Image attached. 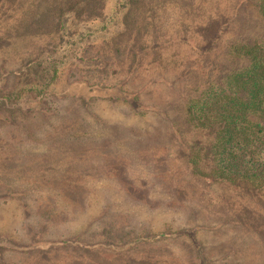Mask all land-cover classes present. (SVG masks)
<instances>
[{
  "label": "trees",
  "instance_id": "1",
  "mask_svg": "<svg viewBox=\"0 0 264 264\" xmlns=\"http://www.w3.org/2000/svg\"><path fill=\"white\" fill-rule=\"evenodd\" d=\"M86 1L96 2L93 0L81 2ZM144 1L128 0L126 8L122 10L120 9L122 4H119V12L125 14L131 12L133 3H141L138 8L145 9L146 12L141 17L139 15V18H134L132 22L129 21L128 24H125L124 20L123 26L118 31L109 30L112 18L110 15L102 16L104 7L100 8L103 18H98L104 21L98 28L92 29L88 26V20H96L95 16L81 20L85 27L78 30V27H71L67 20L62 19L64 14L54 18L55 15L51 12L36 13L42 7L43 0H12V2L1 0L0 2L1 42L16 38L8 34L5 29L14 30L24 27L25 36L15 39L23 45L20 47L21 51H26L28 44L46 46L49 40L54 39L55 42L54 47L41 51L35 60L23 64L20 71L13 74L6 72L0 76V124L10 126V130L13 131L15 127L11 124L20 117L28 114L48 117V111L41 108V104L46 105L49 101H64L75 107L71 111L73 116L59 121L47 136L55 139L58 144L54 152L57 149L65 152L63 160H67L66 165L54 167L56 171L60 170L59 173H55L56 171L48 166L41 169L43 171L33 167L30 172V166L27 165L26 169L33 177L20 180L26 186L53 190L52 192L43 190L46 194L42 193L43 197L35 212L27 206L21 209L25 219L33 217L40 224L39 239L45 237L48 228L69 224L78 217L84 216L86 209L84 196L91 187L86 184L88 188L86 189L84 177L90 178V172L117 173L115 179L125 174V163L115 155L113 146L114 141H119L121 138L135 137L134 140L121 143L125 145L133 143L136 145L135 149L141 152L139 156L142 157L150 152L153 158L152 164L163 168L160 174L164 181L163 187L168 189L167 193L173 201L171 206L175 205V209L183 208L185 202L191 206L197 202V205L203 207V211L210 216L212 211L214 212L216 203L224 204L222 195L217 199L206 196L207 190L211 189L212 185L219 183L233 189L251 187L256 190L264 187V0H150L145 3ZM97 4L100 6L102 0H97ZM163 6L173 11L172 16L166 17L160 10H156ZM17 10L18 15L13 17V11ZM68 12L77 21V13L75 16L74 11ZM175 13L179 14V17L177 15L173 18ZM44 27L45 29L39 32ZM174 30L176 34H172L173 37L169 41H162L164 35ZM101 31H105L104 41L96 47L102 56L90 55V49L95 45L90 44L89 41ZM19 32L22 31H18V36H21ZM134 32L137 38L131 35ZM140 35L148 38L150 44L147 47L140 44L138 37ZM145 52L148 54L146 55ZM17 53L20 55L19 52ZM110 55L113 57L112 63L119 68L120 72L117 74L127 80L119 84L107 83L106 86H101V82H92L95 81L93 76H97L94 71L105 68L102 66V57ZM117 57L122 60H116ZM99 63L102 64L97 65ZM106 63L109 65L111 62L107 60ZM35 70L38 72L35 73ZM74 70L86 75L84 80L72 77L71 79L74 80L66 83L61 93L57 92L56 84L63 82L67 75L71 76L70 73L75 74ZM140 74H144L149 82L151 75L160 74H163V77L170 75L175 77L172 74H176V79H184L187 88L181 106L177 105L174 108V104H171L169 112L143 106L145 96L140 97V90L135 87L136 84L138 85ZM11 76L16 78L15 86L10 92L4 93L6 78ZM163 77L160 78L162 81H164ZM24 78L29 80L24 81ZM76 84L86 87L88 98L73 94L72 87ZM132 85L137 93L134 96L123 94L129 91ZM101 103H115L127 108L126 115L134 120L143 121L145 117L152 116L158 125L153 127V132L149 130L144 133L137 132L138 136H123L121 132L115 131L116 128H110L112 133L87 136L82 132L85 126L81 123L87 119L82 110L95 108ZM180 123L195 136V150L182 158L186 170L184 167L178 168L176 174L177 171L171 170L168 166V160L172 155L173 162H178L177 154L184 153L182 148L173 152L169 148H164L159 152L156 141L169 136L171 141L179 142ZM147 132L149 137L145 136ZM96 137L100 139V143L90 140ZM164 151H167V155H163ZM120 153L124 155L130 153V156L133 154L122 149ZM8 159L10 162L13 160L11 157ZM20 169H16V172H21ZM153 171L155 172V169ZM181 171H185L187 178L181 176ZM126 181L133 183L130 178ZM127 187L129 190H125L124 194L129 196L134 192L131 191L133 188L130 189V185ZM147 192L150 195V190L147 189ZM139 193L138 203L152 208L154 202L152 198L148 200L146 190L142 188ZM16 195L11 190L0 191V197ZM183 197L186 201L179 202ZM72 209H75L74 213ZM104 226L112 230L110 235L115 238L120 235L126 237L133 231V227L127 223L119 226L117 224ZM27 228L31 227L27 225ZM197 229L203 230V226ZM182 235L187 236L190 244L195 247L197 263L206 264L202 243L196 241L193 230L160 233L154 237L146 236L141 230L137 237H131L123 241V244H117L118 247L112 244L105 246L97 243L87 244L77 238L48 240V242L33 240L28 245H20L10 241L6 236H0V252L1 249H7L19 254V264H31L30 261L33 264H50L48 255L51 251L63 246H71L81 249L77 257L78 262L75 264H86L87 254L94 253L93 249L98 247L113 251L117 249L115 251L117 253L118 250H127V247L140 242H155ZM103 257L100 254L93 256L92 260L94 264H136V261H140L137 256L130 261H123L117 254L108 259L107 256L106 259ZM261 257L260 263L264 264V258ZM0 264L14 263L1 257L0 254ZM66 264H74V262Z\"/></svg>",
  "mask_w": 264,
  "mask_h": 264
},
{
  "label": "rangeland",
  "instance_id": "2",
  "mask_svg": "<svg viewBox=\"0 0 264 264\" xmlns=\"http://www.w3.org/2000/svg\"><path fill=\"white\" fill-rule=\"evenodd\" d=\"M7 1L12 2V0ZM81 1L43 0L41 3L42 7L36 13L51 12L55 15L54 18L64 14L62 19L64 21L67 20L71 27H78V30L81 27L82 29L85 27L81 20L96 16V20H88V26L95 29L104 21L102 18L105 15H110L112 20L109 24V30L115 29L118 31L123 26L124 20L125 24H128L129 21L132 22L134 18L139 15L141 17L146 12L145 9L138 8L141 6V3H133L129 14H127L128 12L126 14L121 11L119 12V4H122L120 6L122 10L126 8L128 0L124 2L121 0H102L100 6L97 4V0H93L96 2ZM148 1L150 0H145L144 3ZM103 7L104 13H102V16H104L102 17L100 8ZM168 8L167 6H163L156 8V10H160L166 17H170L173 11ZM69 10L74 11L75 16L77 13L79 18H77V21L69 15ZM16 15H18V10L13 11V17ZM177 15L179 17V14L175 13L173 18ZM100 17L102 18L99 20L98 18ZM163 21L166 22L165 20ZM172 28L175 29V27ZM44 29L45 27L41 28L39 32ZM5 30L16 38L6 40L5 42L0 41V76L6 72L13 74L20 71L23 64L35 60L41 51L51 49L55 45L54 39H52L47 41L48 44L46 46L28 44L25 48L26 51H21L22 48L20 47H23V45L18 42L19 40L15 41V39L25 36L26 28L14 30L7 28ZM19 30L22 31V33L19 32L21 36H18ZM104 34L105 31H101L89 41L90 44L95 45L94 48L90 49V55L102 56L97 47L100 46V42L104 41ZM172 34H176V31L174 30L164 35L162 41H169L173 37ZM131 35L137 38L135 32ZM138 37L140 44L144 47L150 44L148 38L141 35ZM145 54L147 55L148 53L145 52ZM102 58V66L105 68L94 71L97 76H93L95 81L92 82H101V86H106L107 83L119 84L127 80L117 74L120 71L112 63L113 57L111 55L108 57L103 56ZM119 58L117 57L116 60H122ZM107 60L111 62L109 65L106 63ZM74 71L75 74L70 73L69 75L71 76L67 75L63 82L56 84L55 89L57 92L61 93L65 89L64 85L74 79L84 80L86 75L79 74L76 70ZM37 72L38 70H35V73ZM143 75H139L138 85H135L140 90L139 96H145L144 102L146 103L143 102V106L162 109L167 112H169L171 104H174V108L177 105L181 106L185 88H187V82L184 79H176V74H172L175 77L171 75L163 77V74H160L151 75V81L149 82L147 77ZM72 77L74 79H71ZM162 77L164 81L160 79ZM28 80V78H24V81ZM15 83V76L6 78V85L3 88L4 93L13 90ZM85 88L76 84L72 87V92L74 95L88 98L89 94ZM102 93L105 94L104 92ZM135 93L137 91H135L132 85L129 91L123 94L134 96ZM41 108H45L48 111V117L43 118L39 115L31 116L30 114L20 117L15 123L11 124V126L15 127V129H12L13 131L10 130V126L0 124V191L11 190L17 194L16 196L5 198L0 197V236H6L10 241L20 245H28L33 240L36 242L46 240L48 242V240L57 241L60 239L71 240L77 238L79 241L87 244L97 243L101 246L112 244L118 247L117 244H123V241L131 237H137V234L141 230L149 237H154L160 233L193 230L195 231L194 237L196 241L202 243L201 247L205 254L206 264H261L260 257L264 258V187H259L260 189L256 190L251 187L233 189L219 183L212 185V188L207 190L206 196H212L213 199H217L218 196L222 195L224 204L216 203L213 208L214 212L212 211L210 216L203 211V207L197 205V202L193 203V206L187 204L188 202H185L186 199L184 197L179 201L185 202L183 208L175 209V205L171 206V202L173 201L169 197V193H167L168 189L163 187L164 181L160 175L163 168H158L152 164L153 158L150 152L148 155L142 157L139 156L141 152L135 149L136 145H133V143L132 145L121 143L134 140L136 139L135 137L121 138L119 141H114L115 155L123 159L121 162L125 163V174L115 179L117 173L101 172L97 174L90 172L89 176L91 179L87 178V176L84 177V184L91 186L89 192L84 196L86 200L84 216L78 217L69 224L48 228L47 231L45 230L47 232L45 237L39 239L38 228L40 224L33 217L25 219L21 214V209L27 206L35 212L40 199L43 197L42 193L46 194L43 190L51 192L53 190L41 187H36L41 188V190H35V186H26L20 180L31 179L29 176H32L30 172L33 170V167L39 171H43L41 169H45L48 166L51 167L50 169L56 171L57 169L54 167L66 165L67 160H63L65 152L62 149H57L54 152L55 146L58 144L55 139L48 138L47 136L57 126L59 121L73 116L71 111L75 107L64 101H49L46 105L41 104ZM125 109L127 108L115 103H101L95 108L82 110L85 116H87V119L83 121L80 119L82 121L81 124L85 126L82 128V132L86 133L87 136L94 137L99 134L112 133L113 131L110 128H116L117 130L115 131L121 132L123 136H138L137 132L144 133L148 130L149 132H153V127L158 125L152 116L145 117L143 121L131 119L126 115ZM97 120L104 123L100 124ZM149 132L145 133V136L149 137ZM178 136L180 138L179 142L171 141L168 138L169 136L161 141H156L159 152L164 148H169L172 152L180 147L182 148L184 153L177 154L178 158L176 160L178 162H173L172 155L168 160V166L171 167V170H176V174L178 173V168L182 169L184 167L186 170V165H184L182 158L195 150V136L186 127H182L181 123ZM90 140H96L98 141L97 143H100L98 137L91 138ZM146 140L151 141V139ZM120 149L133 154L131 156L129 155L130 153L124 155L120 153ZM164 154L167 155V151H164ZM8 157H11V160L13 159L12 162H10ZM27 165L30 166V172L26 169ZM19 168H21V172H16ZM154 169L155 172L153 171ZM59 172L60 170L55 173ZM181 176L187 178L185 171H181ZM129 178L133 183L126 181ZM13 179H17L18 181H13ZM90 180L91 183H89ZM96 183L98 184L95 185ZM146 183L148 184L145 185ZM87 185L86 189H88ZM127 185H130V189L133 188L131 191L134 192L131 195L129 194V196L124 194L125 190H129ZM142 188L146 190L148 200L152 198L153 202L156 203H153L152 208L138 203L139 199L137 198L139 196L137 195ZM147 189L150 190V195H148ZM198 194L196 193V195ZM60 204H62V201ZM164 204L167 205L165 206ZM74 211L75 209H72L73 213ZM124 223L133 227V231L126 237L123 235H120L118 238L112 237L110 235L112 230L104 226L106 224H117L119 226ZM27 225L31 228L26 229ZM202 226L203 230L197 229ZM30 230H32L31 233ZM119 240H121L120 243H118ZM116 250H105L101 247L93 249L94 253L87 254L88 262L86 264H94L92 260L93 256L100 254L105 259L106 256L108 259L112 255L117 254L123 261H130L133 257L137 256L140 261H136V264H198L195 247L190 244L189 238L183 235L175 238H164L155 242H140L139 244H134L132 247H127V250H118L115 253ZM80 251L81 249L71 246H63L56 251L53 250L48 255L51 260L50 264H66L67 262H74L75 264L78 262L77 257L81 253ZM0 254L1 257L11 260L14 264H19L20 262L18 261L19 254L12 253L10 250L1 249ZM29 263L33 264L31 261Z\"/></svg>",
  "mask_w": 264,
  "mask_h": 264
}]
</instances>
